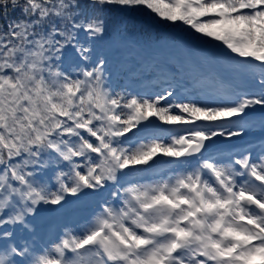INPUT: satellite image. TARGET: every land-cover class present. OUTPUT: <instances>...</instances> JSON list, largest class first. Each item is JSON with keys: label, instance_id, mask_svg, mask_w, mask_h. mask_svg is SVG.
<instances>
[{"label": "snow or ice", "instance_id": "snow-or-ice-1", "mask_svg": "<svg viewBox=\"0 0 264 264\" xmlns=\"http://www.w3.org/2000/svg\"><path fill=\"white\" fill-rule=\"evenodd\" d=\"M0 264H264V0H0Z\"/></svg>", "mask_w": 264, "mask_h": 264}, {"label": "trees", "instance_id": "trees-1", "mask_svg": "<svg viewBox=\"0 0 264 264\" xmlns=\"http://www.w3.org/2000/svg\"><path fill=\"white\" fill-rule=\"evenodd\" d=\"M155 16V14H153ZM145 17L143 15H137L135 17H129L126 18L125 22L127 23L128 31L129 33H135L138 36L143 35L145 31L148 32H154V33H161V32H168V33H173V32H178V28H172L169 27L168 25L165 26L164 24L157 23V24H152L150 26L145 27L144 21ZM178 25L179 23L176 22Z\"/></svg>", "mask_w": 264, "mask_h": 264}, {"label": "rangeland", "instance_id": "rangeland-1", "mask_svg": "<svg viewBox=\"0 0 264 264\" xmlns=\"http://www.w3.org/2000/svg\"><path fill=\"white\" fill-rule=\"evenodd\" d=\"M206 19V18H205ZM179 23V22H178ZM180 24V23H179ZM165 26H167L166 24H164ZM178 130V129H177ZM169 167H171V166H169V165H163L162 167H160L159 169H158V172H160V173H164V172H167L168 171V168ZM145 175H156V173H147V174H145Z\"/></svg>", "mask_w": 264, "mask_h": 264}]
</instances>
